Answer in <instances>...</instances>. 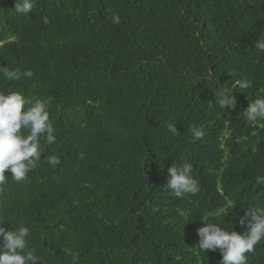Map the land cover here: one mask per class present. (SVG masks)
<instances>
[{"label": "trees", "instance_id": "trees-1", "mask_svg": "<svg viewBox=\"0 0 264 264\" xmlns=\"http://www.w3.org/2000/svg\"><path fill=\"white\" fill-rule=\"evenodd\" d=\"M15 4L0 0V67L33 76L0 72V91L47 102L56 142L41 140L23 181L6 171L0 223L29 227L37 264H221L197 246L202 219L243 234L239 217L264 206V120L243 117L264 95V0H34L26 16ZM225 87L235 108L216 103ZM184 162L200 191L178 198L167 170ZM246 255L264 264V240Z\"/></svg>", "mask_w": 264, "mask_h": 264}, {"label": "clouds", "instance_id": "clouds-1", "mask_svg": "<svg viewBox=\"0 0 264 264\" xmlns=\"http://www.w3.org/2000/svg\"><path fill=\"white\" fill-rule=\"evenodd\" d=\"M34 6V0H16L14 9L17 14L26 16L33 12ZM112 21L119 24L120 16L113 14ZM44 23H48L47 18ZM255 48L264 51V34L258 37ZM0 72L9 81H18L22 77L31 79L33 76L30 69L21 73L19 69L0 67ZM237 85L240 89L247 90L252 87V81L243 79ZM215 97L221 108L236 106L233 91L227 87L215 91ZM28 104L30 101L20 91H0V184L7 178L6 171L12 174V180L23 181L41 160V140L48 145L56 142L47 102L36 101L26 107ZM243 117L250 125L264 120V95L251 99L249 106L243 111ZM167 129L172 134L178 133L177 126L172 121L167 124ZM190 132L195 140L204 137V131L198 127L191 128ZM46 160L52 166L60 163L56 155H49ZM167 171L165 190L175 197L196 195L200 191L199 182L193 175L192 163H174ZM256 183L264 185V176L257 177ZM202 220L206 223L197 229V246L206 253L208 250L218 249L222 254L221 264H248L246 254H254L255 247L264 240V206L261 205L248 206L239 217V224L246 228L243 234L222 227L219 223ZM3 222L0 223V264H37L35 250L29 248L27 243L29 227L20 224L15 229L6 228Z\"/></svg>", "mask_w": 264, "mask_h": 264}]
</instances>
